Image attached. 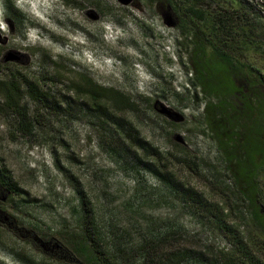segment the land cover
I'll return each mask as SVG.
<instances>
[{
	"label": "rangeland",
	"instance_id": "374dc122",
	"mask_svg": "<svg viewBox=\"0 0 264 264\" xmlns=\"http://www.w3.org/2000/svg\"><path fill=\"white\" fill-rule=\"evenodd\" d=\"M3 1L0 80L35 81L40 96L21 101L20 131L19 115L0 95V179L10 177L0 187V255L13 264H143L148 247L164 237L149 260L181 249L207 257L230 251L212 213L224 207L225 224L244 233L250 210L244 201L235 205L229 174L201 131V100L189 87V64L177 44L182 23L166 1L13 0L19 14ZM193 2L212 6L178 0L176 14ZM246 56L264 70L262 57ZM80 75L124 94L130 108L95 106L69 88ZM158 171L173 173L212 211L189 208ZM77 188L91 203L102 255L69 243L85 234ZM244 212L245 223L238 218ZM262 252L255 254L264 261ZM192 258L187 264H199Z\"/></svg>",
	"mask_w": 264,
	"mask_h": 264
},
{
	"label": "trees",
	"instance_id": "16d2710c",
	"mask_svg": "<svg viewBox=\"0 0 264 264\" xmlns=\"http://www.w3.org/2000/svg\"><path fill=\"white\" fill-rule=\"evenodd\" d=\"M164 1L173 10L175 19L182 23V38L177 44L183 47L189 64L185 73V76L189 75V87L201 100V131L214 143L218 158L229 174L235 205L237 201L247 204L251 222L244 233L238 227L226 225L224 218L228 215L222 214L221 210L225 209L222 207L212 216L228 238L230 251H215L207 257L200 251L181 249L170 252L165 260L160 253L158 256L154 253V259L149 260L148 255L166 242L167 237H164L165 241H157L148 247L143 264H187L191 260H188L189 256L199 264H264L255 254L256 251H264V190L260 186L264 177V70L255 67L246 56L251 51L264 59V0H208V7L214 5V9L193 2L182 10L181 17L176 14L181 10L178 0ZM3 6L12 14H19L13 0H4ZM69 88L87 96L95 106L110 104L118 111L131 105L124 94L96 85L85 76L80 75ZM0 95L4 106L19 115L18 128L24 131L26 112L21 101L23 98L38 100L40 88L37 82L17 81L14 77L0 80ZM151 152L159 158L160 153L156 150ZM180 152L186 153L182 148ZM130 162L136 168L140 164ZM193 164L198 167L197 162ZM156 176L189 208L212 211L192 188L183 185L173 173L158 171ZM6 178L1 176V188L8 186L10 177ZM76 190L80 200L77 211L79 226L84 227L85 234L81 238L72 237L69 243L75 246V251H83L86 245L93 257L94 254L102 255L91 203L82 190ZM5 191L11 192L8 188ZM231 205L230 211L234 212L236 206ZM244 215L245 212L238 217L243 223L247 219ZM40 245L45 252L47 244L41 242ZM208 252L211 253L209 249Z\"/></svg>",
	"mask_w": 264,
	"mask_h": 264
},
{
	"label": "clouds",
	"instance_id": "9594fccd",
	"mask_svg": "<svg viewBox=\"0 0 264 264\" xmlns=\"http://www.w3.org/2000/svg\"><path fill=\"white\" fill-rule=\"evenodd\" d=\"M3 5V2L1 3ZM0 258L5 259L6 264H13V261L10 257L4 256V255H0Z\"/></svg>",
	"mask_w": 264,
	"mask_h": 264
},
{
	"label": "water",
	"instance_id": "95a60500",
	"mask_svg": "<svg viewBox=\"0 0 264 264\" xmlns=\"http://www.w3.org/2000/svg\"><path fill=\"white\" fill-rule=\"evenodd\" d=\"M119 4L127 6L132 3V0H116Z\"/></svg>",
	"mask_w": 264,
	"mask_h": 264
},
{
	"label": "flooded vegetation",
	"instance_id": "af4514ba",
	"mask_svg": "<svg viewBox=\"0 0 264 264\" xmlns=\"http://www.w3.org/2000/svg\"><path fill=\"white\" fill-rule=\"evenodd\" d=\"M8 226H9L10 228H12L10 223H8ZM54 246L57 247V244H54ZM67 252H68V255H69L70 252H69V251H67ZM71 259H72V258H71ZM95 259H96V258H95Z\"/></svg>",
	"mask_w": 264,
	"mask_h": 264
}]
</instances>
